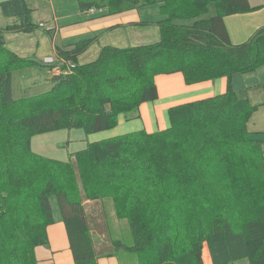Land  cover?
<instances>
[{"label": "trees", "instance_id": "16d2710c", "mask_svg": "<svg viewBox=\"0 0 264 264\" xmlns=\"http://www.w3.org/2000/svg\"><path fill=\"white\" fill-rule=\"evenodd\" d=\"M162 2L159 39L134 47L104 46L77 62L92 44L57 49L39 62L5 47V34H30L36 25L25 0L0 2L12 22L0 27V264H36L46 229L62 222L74 264H97L83 200L109 196L128 222L138 264H264V140L247 130L257 105L239 97L231 78L264 66V27L231 44L224 18L252 11L248 0H79L82 10L111 14ZM215 15L191 26L173 20ZM43 64V65H41ZM50 68V88L14 99L12 72ZM180 72L187 85L225 77V93L176 105L168 128L113 136L86 144L61 162L31 150L34 135L79 128L85 135L114 128L117 117H137L157 99L154 78ZM79 182V187L77 185ZM111 253L105 254L110 256ZM203 259V261H202ZM206 264V263H205Z\"/></svg>", "mask_w": 264, "mask_h": 264}, {"label": "crops", "instance_id": "0c3cea01", "mask_svg": "<svg viewBox=\"0 0 264 264\" xmlns=\"http://www.w3.org/2000/svg\"><path fill=\"white\" fill-rule=\"evenodd\" d=\"M25 2L27 7L32 10L31 17L33 18L34 14V17L38 19V23L36 22L38 27L46 32L45 35L41 33L36 36H40L39 39L43 42H50V50L47 51L44 44V47H38V50L42 51L41 54L30 53L39 62H43L38 59L42 57L44 61L46 58H51L60 64L57 49L69 50L70 46L85 40L93 42L83 54L78 56L77 62L80 64L94 60L104 46L126 48L144 45L143 41L147 40L151 33L155 32L154 34L159 36L157 23L167 18L161 12L162 2L139 6L119 14H111V10L107 7H92L90 9H93L94 12L89 13V9L82 10L80 8L79 0H25ZM248 2L250 7L254 6L251 0ZM250 12L252 11L245 12V14ZM214 15L215 7L213 3H209L207 13L196 18L173 20V23L191 26L194 21L206 20ZM226 19L227 17L224 18L225 27ZM261 27L264 26H256L251 32L250 38ZM30 34L35 35L36 33L33 31ZM154 34L152 37L155 38ZM141 40L142 42H140ZM25 46L23 43L16 44L14 46L16 49L13 52L16 54L27 53ZM52 72L57 73L54 70ZM154 82L157 90L156 100L142 103L136 112L137 117L128 119L125 114L118 115L114 128L96 134H88L87 136L90 135L88 143L132 132L154 133L164 130L169 126V108L221 95L225 93L227 87L225 77L187 85L180 72L157 75ZM234 90L238 94V90L235 88ZM249 102L252 105H257V109L252 113L247 123V130L254 137L264 140V102L256 103L251 100ZM84 206L86 207V205ZM46 233L48 245L37 246L34 249L36 264H74L68 248L65 229L59 217H56L54 224L47 227ZM97 264H119V260L113 254L108 257L97 254Z\"/></svg>", "mask_w": 264, "mask_h": 264}, {"label": "rangeland", "instance_id": "374dc122", "mask_svg": "<svg viewBox=\"0 0 264 264\" xmlns=\"http://www.w3.org/2000/svg\"><path fill=\"white\" fill-rule=\"evenodd\" d=\"M251 2L254 4V6H251L253 8L252 12L227 16L226 28L231 44L235 45L246 42L256 26H264V0H251ZM31 19L33 23L38 21L37 17H34V14ZM11 22L10 18H5L0 13V27H4ZM37 23L34 29L35 35L6 33L5 47L13 51L16 49L14 47L16 44H25L27 53L22 52L21 54H17L21 57L31 56V52L41 54L42 51L38 50V47L42 48L44 44L46 45L45 49L47 51L50 50V42H43L39 39L40 36H36L41 33L43 35L46 34L44 29L38 27ZM154 33H151L142 44L146 45L156 42L159 36ZM153 34L155 38L152 37ZM38 59L44 61L42 57ZM50 76V68L47 66H28L14 70L12 72L13 98L19 99L34 96L47 91L50 88ZM233 77L232 85L238 90L240 97H247L249 99L250 94L251 98L249 100L251 102H264V66L254 73L245 75L235 74ZM89 136L85 135L79 128L60 129L42 133L32 136L31 150L42 157L66 162L72 155L86 148V144L90 142ZM70 160L72 161L73 168L76 169L75 161L73 158ZM77 185L79 187V182H77ZM82 205L83 208L86 205L84 213L88 220L95 252L103 256L111 253L118 258L119 264H138L135 255L126 252L124 249V246L132 244L129 225L125 219H118L116 217L111 198L105 196L96 200L84 199ZM55 215L59 217L57 211H55ZM202 258L204 259V264H210V258L205 249L203 250ZM233 264H247V262L246 260H240Z\"/></svg>", "mask_w": 264, "mask_h": 264}, {"label": "built area", "instance_id": "2783aa9c", "mask_svg": "<svg viewBox=\"0 0 264 264\" xmlns=\"http://www.w3.org/2000/svg\"><path fill=\"white\" fill-rule=\"evenodd\" d=\"M88 12H89V13H93L94 10H93V9H89ZM40 26H42V25L40 24ZM45 61H46V62H51L52 59H51V58H47V59H45Z\"/></svg>", "mask_w": 264, "mask_h": 264}, {"label": "bare ground", "instance_id": "6f19581e", "mask_svg": "<svg viewBox=\"0 0 264 264\" xmlns=\"http://www.w3.org/2000/svg\"><path fill=\"white\" fill-rule=\"evenodd\" d=\"M211 264V263H210Z\"/></svg>", "mask_w": 264, "mask_h": 264}]
</instances>
